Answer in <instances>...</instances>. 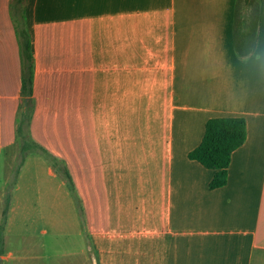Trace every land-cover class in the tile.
Listing matches in <instances>:
<instances>
[{
	"label": "crops",
	"instance_id": "0c3cea01",
	"mask_svg": "<svg viewBox=\"0 0 264 264\" xmlns=\"http://www.w3.org/2000/svg\"><path fill=\"white\" fill-rule=\"evenodd\" d=\"M13 3L0 0V264H264V0L246 55L237 0H23L31 135L66 163L83 215L40 154L9 189L25 100ZM227 117L247 139L211 190L215 171L188 156Z\"/></svg>",
	"mask_w": 264,
	"mask_h": 264
},
{
	"label": "trees",
	"instance_id": "16d2710c",
	"mask_svg": "<svg viewBox=\"0 0 264 264\" xmlns=\"http://www.w3.org/2000/svg\"><path fill=\"white\" fill-rule=\"evenodd\" d=\"M240 0H237L235 8V44L240 54L246 55L250 52L251 46H244L240 42L237 34L238 20L240 19L241 9ZM246 8L255 6L258 12L259 0H244ZM23 0H14L13 13L17 23V32L21 40L23 57V76L22 93L25 98L18 117L17 136L21 144L20 162L16 171L19 173L25 158L32 153L44 156L53 166V168L66 180L67 185L73 194L78 210L83 215L81 200L76 194L72 175L66 163L59 160L42 145L38 144L31 135V122L34 111L33 100V81H34V58L31 51V40L25 27L23 15ZM242 27L246 25L247 20L241 18ZM247 139V126L244 118L227 117L213 118L206 123L205 134L201 144L189 153V159L199 162L203 167L215 171V175L209 184L211 190L224 187L228 182V169L231 163L232 154L240 148ZM9 209V196L7 197L6 208L3 213V223L0 227V241L2 242V233L7 219Z\"/></svg>",
	"mask_w": 264,
	"mask_h": 264
},
{
	"label": "rangeland",
	"instance_id": "374dc122",
	"mask_svg": "<svg viewBox=\"0 0 264 264\" xmlns=\"http://www.w3.org/2000/svg\"><path fill=\"white\" fill-rule=\"evenodd\" d=\"M240 9H241V15H240V19L238 20V26H237V34H238V37L240 39H242L243 37V27H242V22H241V18H247L246 20H248V23L250 24L249 28H251L253 26V21L255 19V12H256V7L253 5L251 6V8H246V6L244 5L245 4V1L244 0H240ZM19 162H20V156L17 160V164L15 166V169H14V172H13V175L11 176V180H10V184H9V189H11V186L13 184V181L16 177V171H17V168H18V165H19Z\"/></svg>",
	"mask_w": 264,
	"mask_h": 264
},
{
	"label": "clouds",
	"instance_id": "9594fccd",
	"mask_svg": "<svg viewBox=\"0 0 264 264\" xmlns=\"http://www.w3.org/2000/svg\"><path fill=\"white\" fill-rule=\"evenodd\" d=\"M259 59V58H258Z\"/></svg>",
	"mask_w": 264,
	"mask_h": 264
}]
</instances>
